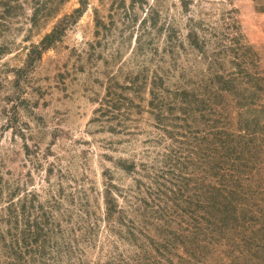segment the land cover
Listing matches in <instances>:
<instances>
[{"label":"rangeland","instance_id":"1","mask_svg":"<svg viewBox=\"0 0 264 264\" xmlns=\"http://www.w3.org/2000/svg\"><path fill=\"white\" fill-rule=\"evenodd\" d=\"M0 264H264V0H0Z\"/></svg>","mask_w":264,"mask_h":264},{"label":"trees","instance_id":"2","mask_svg":"<svg viewBox=\"0 0 264 264\" xmlns=\"http://www.w3.org/2000/svg\"><path fill=\"white\" fill-rule=\"evenodd\" d=\"M80 9H76L75 11H79ZM65 18L67 17H64L63 22L65 20ZM63 26V23L60 22L58 23L49 33L46 34V36L41 40V44H39V46H34L33 50H36V49H42V48H46L48 45L47 43L49 41H53L54 40V37L57 35V33L61 30V27ZM29 60H32V58H30ZM108 193V190L106 191ZM106 193V197L108 198V207H107V212H108V216H112L113 215V211H115V205L113 203L112 200H109V197H108V194Z\"/></svg>","mask_w":264,"mask_h":264}]
</instances>
